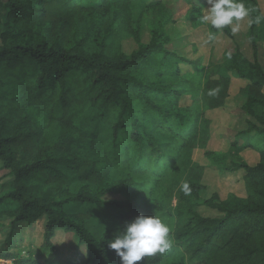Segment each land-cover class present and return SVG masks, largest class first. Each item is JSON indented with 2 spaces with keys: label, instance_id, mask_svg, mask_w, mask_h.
Here are the masks:
<instances>
[{
  "label": "trees",
  "instance_id": "1",
  "mask_svg": "<svg viewBox=\"0 0 264 264\" xmlns=\"http://www.w3.org/2000/svg\"><path fill=\"white\" fill-rule=\"evenodd\" d=\"M177 1L0 0V259L121 264L107 241L125 221L156 214L173 246L137 264H264V21L250 23L264 15V0H244L253 11L248 29L235 35L231 26L217 32L201 22L208 0H183L190 27L231 40L219 56L177 30ZM130 39L131 50L123 44ZM235 82L246 128L226 137L227 150L211 149L216 111ZM217 87V96L207 95ZM103 123L117 151L102 138ZM252 132L258 141L240 145L238 137ZM248 147L258 152L255 164L242 155ZM198 150L208 163L196 159ZM213 165L243 170L244 193L207 197ZM121 187L142 204L107 200ZM73 204L119 208L123 225L97 238L87 226L92 212ZM60 233L71 236L61 255Z\"/></svg>",
  "mask_w": 264,
  "mask_h": 264
},
{
  "label": "rangeland",
  "instance_id": "2",
  "mask_svg": "<svg viewBox=\"0 0 264 264\" xmlns=\"http://www.w3.org/2000/svg\"><path fill=\"white\" fill-rule=\"evenodd\" d=\"M154 0H143L144 3H149ZM142 5L141 2L137 3L136 11L139 10V7ZM171 5L178 8L176 14V28L179 32L182 33L183 36L187 37L188 41L195 42L201 48V52L206 54L213 53L217 56L221 55L222 52L226 49L232 48L231 40L221 35L218 39H215L212 42H208V34L209 31L205 25L194 29L190 27V24L187 22L185 18V13L187 10V3L183 0H178L176 4L171 2ZM176 5V6H175ZM242 20L240 22V30L246 31L248 29L249 21ZM147 31H145L146 33ZM149 35L144 34V40H148ZM123 44L127 46L130 50L135 47V41L133 39L123 40ZM264 49V46H263ZM185 70L191 69L190 67H184ZM241 82H235L231 89V97L229 99L228 105L226 108L216 111V121L213 123V139H211L209 148L211 149H226V137L236 136V132L243 130L246 128V121L243 112L239 108V104L235 102L234 96L238 93ZM189 102V98L185 99ZM102 138L109 145L112 151H117L116 148L113 147V129L111 126L103 123L101 124L100 130ZM237 138V137H236ZM259 136L256 132L242 134L238 137V141L240 145H245L251 141H258ZM227 150V149H226ZM242 155L246 161L251 164H255L259 160L258 152L253 148H245L242 150ZM196 159L200 161H205L208 163V160L203 155L202 150H198L196 155ZM218 166V165H217ZM215 165L208 166L205 171L204 183L207 185L206 196L210 197L214 192L219 193L221 199H226L230 193L243 194L244 193V183L243 176L244 171L239 170L233 174L221 173V169ZM3 171H0V175ZM122 172H115L114 177H121ZM107 200H124L129 202L130 204L141 205L142 204V196L136 197L133 196L125 187H121L117 191L109 194ZM172 206L174 209L178 205L177 197H173ZM72 209H81L85 211L92 212V218H90L87 222V226L90 231L94 234L95 237L100 238L104 231L109 228H113L116 226H122L123 223L117 218L118 215L122 214V210L119 208H114L112 206H106L102 204L88 205V204H73L69 206ZM124 210H127L125 208ZM200 211L207 215H215L216 211L210 208H207L205 205L200 207ZM132 220H127L125 223L131 222ZM25 225L21 226L22 229H25ZM44 228V221L39 222L33 235V242L35 244H40L42 241V231ZM26 230V229H25ZM71 236L69 234L60 233L58 237L59 244V253L60 255L64 253V249L69 246L68 242L70 241ZM177 243V240H174ZM29 242H24V246L28 245ZM24 249V248H23ZM0 264H16L12 258H2L0 259Z\"/></svg>",
  "mask_w": 264,
  "mask_h": 264
},
{
  "label": "clouds",
  "instance_id": "3",
  "mask_svg": "<svg viewBox=\"0 0 264 264\" xmlns=\"http://www.w3.org/2000/svg\"><path fill=\"white\" fill-rule=\"evenodd\" d=\"M207 12L201 16V22L210 24L214 30L222 31L231 26L233 35L239 32L240 22L252 14L253 9L246 6L244 0H208ZM264 15H256L250 23L260 24ZM208 42L216 39V32H209ZM231 59V52L226 53ZM219 87L207 92L210 97L218 95ZM185 195L191 194L188 182L181 185ZM170 227L159 215H138L126 223L123 231L107 241L108 247L120 257L121 264H137L145 257L157 253L164 254L173 246Z\"/></svg>",
  "mask_w": 264,
  "mask_h": 264
}]
</instances>
